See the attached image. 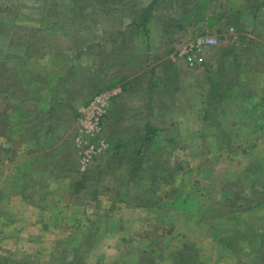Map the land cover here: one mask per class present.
Segmentation results:
<instances>
[{
	"label": "rangeland",
	"instance_id": "374dc122",
	"mask_svg": "<svg viewBox=\"0 0 264 264\" xmlns=\"http://www.w3.org/2000/svg\"><path fill=\"white\" fill-rule=\"evenodd\" d=\"M0 264H264V0H0Z\"/></svg>",
	"mask_w": 264,
	"mask_h": 264
},
{
	"label": "trees",
	"instance_id": "16d2710c",
	"mask_svg": "<svg viewBox=\"0 0 264 264\" xmlns=\"http://www.w3.org/2000/svg\"><path fill=\"white\" fill-rule=\"evenodd\" d=\"M152 6H150V8H151ZM146 19H147V14H145L144 16H141V18H140V20L138 21L139 23H142V21L144 22V21H146Z\"/></svg>",
	"mask_w": 264,
	"mask_h": 264
},
{
	"label": "built area",
	"instance_id": "2783aa9c",
	"mask_svg": "<svg viewBox=\"0 0 264 264\" xmlns=\"http://www.w3.org/2000/svg\"><path fill=\"white\" fill-rule=\"evenodd\" d=\"M95 123H96L95 125H98V117H96V122ZM100 143H102L101 145H103V141L100 142Z\"/></svg>",
	"mask_w": 264,
	"mask_h": 264
}]
</instances>
